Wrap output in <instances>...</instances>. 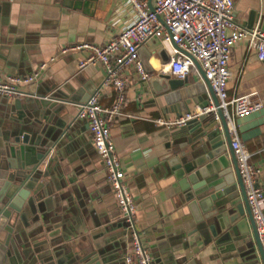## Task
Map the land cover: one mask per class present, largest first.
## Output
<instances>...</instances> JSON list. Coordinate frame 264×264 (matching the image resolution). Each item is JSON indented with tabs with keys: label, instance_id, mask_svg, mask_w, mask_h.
<instances>
[{
	"label": "crops",
	"instance_id": "0c3cea01",
	"mask_svg": "<svg viewBox=\"0 0 264 264\" xmlns=\"http://www.w3.org/2000/svg\"><path fill=\"white\" fill-rule=\"evenodd\" d=\"M82 2L84 5L75 0H0V79L6 75H29L45 63L33 82L19 87L23 96L0 97V134L13 131L29 139L34 137V123L22 109L23 97L32 90L59 98L63 120L60 123L67 126L56 148L38 166L42 189L47 191L37 193L38 202L34 205L38 206L32 207L30 216L31 220L42 222L46 230L59 229V233L43 244L39 243L41 238L26 240L24 249H19L21 264H57L56 260L78 249L95 250L105 264H122L129 251L128 238L102 163L90 142L87 124L75 117L76 104L93 93H97L101 106L110 107L115 90L103 83L100 64L78 69V61L89 50L60 49L81 43L101 45L115 37L131 16L124 0ZM232 3L233 20L242 28L248 25L249 14L264 16V0ZM256 23L259 24L253 21L248 26ZM162 47L160 40L152 38L138 49L149 77L162 72L158 59ZM226 67L228 98L255 91L261 99L257 111L235 118L234 125L238 140L258 170L257 184L264 193V60L258 61L241 40L231 46ZM121 76L122 115L112 119L109 134L124 182L135 202L139 239L149 250L153 264L240 263L235 251L225 249L226 241L218 240L219 234L212 236L204 225L192 221L166 163L183 144L184 137L174 139L177 128H164L153 121L173 119L177 114L195 110L197 104L190 101L180 113L176 112L163 98L153 95L147 81H139L131 66ZM186 79L188 84L197 82L193 72ZM205 95L201 94L203 99ZM16 99L21 108L14 105ZM207 117L215 123L210 114ZM55 120L57 117L53 116L52 122ZM55 222L59 227L53 228ZM39 231L40 227L34 229L30 236ZM55 252H60L58 257Z\"/></svg>",
	"mask_w": 264,
	"mask_h": 264
},
{
	"label": "built area",
	"instance_id": "2783aa9c",
	"mask_svg": "<svg viewBox=\"0 0 264 264\" xmlns=\"http://www.w3.org/2000/svg\"><path fill=\"white\" fill-rule=\"evenodd\" d=\"M124 3L131 17L115 37L101 45L81 43L60 49V52L68 49L89 50L78 61V69L100 64L103 83L110 84L115 90L114 102L110 107L101 106L97 93H93L76 104L75 117L87 124L90 142L102 163L106 182L128 238L129 251L123 256L122 264H153V260L139 239L135 224V202L124 182V174L110 139L109 125L114 117L122 115L123 71L131 66L139 81L149 78V72L144 69L138 56V49L152 38L160 40L169 58L162 66L163 73L184 79L193 72L197 82H201L202 78L192 62L194 59L217 100L216 107L208 100V105L202 109L198 107L193 111H185L173 119L156 118L154 123L164 128H179L203 113H209L219 128V119L224 121L264 256V193L257 184L258 170L238 140L234 125L235 118L257 111L261 107V99L255 91L231 98L226 94L229 77L226 66L231 46L244 40L247 50H252L258 61H263L264 31L257 23L249 28L238 26L232 17V0H152V10H149L144 0H124ZM44 66L45 63L39 64L29 75H6L0 79V97L23 96L19 87L33 82Z\"/></svg>",
	"mask_w": 264,
	"mask_h": 264
},
{
	"label": "water",
	"instance_id": "95a60500",
	"mask_svg": "<svg viewBox=\"0 0 264 264\" xmlns=\"http://www.w3.org/2000/svg\"><path fill=\"white\" fill-rule=\"evenodd\" d=\"M75 1L84 5V0ZM147 6L152 10L150 0H147ZM253 21L258 22L264 31V16L259 17L255 12L249 14L248 25ZM248 25L244 28L251 26ZM158 59L160 65L168 62L164 47L159 51ZM192 62L202 78L201 82L188 84L186 78L177 79L162 72L146 80L153 95L163 98L176 112L183 110L190 101L200 109L208 105V100L214 107L217 105L200 66L194 59ZM203 93L206 94L205 99L201 96ZM58 99L52 94L45 96L30 91L23 97L25 104L22 109L34 123V137L29 139L13 131L0 134V264H21L20 250L24 249L26 240L31 242L41 238L39 243L43 244L47 238L59 233V229L46 230L42 222L30 219L32 207L38 206L34 205L38 202L37 193L47 191L42 189L43 180L38 166L48 159L49 153L66 133L67 126L62 125V115H59ZM14 105L22 107L19 99L14 101ZM208 115L200 114L173 131L174 139H184L166 161L167 167L181 190L194 224L204 225L212 236L219 234L218 240L226 241L225 249L235 251L240 260L238 264H264L225 123L219 119L220 134L217 123H211ZM53 116L57 117L54 122ZM206 117L208 120L203 121ZM55 223L53 228L59 227ZM38 227L40 231L30 236ZM59 253L55 252L54 256L58 257ZM56 263L105 264L95 250L84 249L72 251Z\"/></svg>",
	"mask_w": 264,
	"mask_h": 264
}]
</instances>
